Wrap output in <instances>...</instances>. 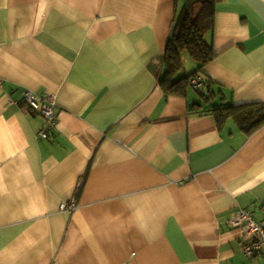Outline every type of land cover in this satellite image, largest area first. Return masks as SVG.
Masks as SVG:
<instances>
[{
	"label": "crops",
	"instance_id": "obj_1",
	"mask_svg": "<svg viewBox=\"0 0 264 264\" xmlns=\"http://www.w3.org/2000/svg\"><path fill=\"white\" fill-rule=\"evenodd\" d=\"M184 3L0 0V264H264L229 224L264 218V126L160 85ZM207 38L216 99L264 103V0H222ZM27 92L56 96L48 139Z\"/></svg>",
	"mask_w": 264,
	"mask_h": 264
},
{
	"label": "trees",
	"instance_id": "obj_2",
	"mask_svg": "<svg viewBox=\"0 0 264 264\" xmlns=\"http://www.w3.org/2000/svg\"><path fill=\"white\" fill-rule=\"evenodd\" d=\"M221 1L185 0L177 12L164 56V73L160 78V85L167 94L186 95L187 89L192 87L190 81L202 77L201 73L205 75L207 65L217 58L207 36L214 30L216 8ZM185 53L197 63V71L191 74L184 72ZM202 78L203 88L200 93L204 102L198 106L203 113L213 114L218 123L234 117L247 134L264 126V103L241 106L226 104L222 101L224 99L217 100L215 92L213 94L211 91L213 80L209 76ZM207 89L209 95L205 92Z\"/></svg>",
	"mask_w": 264,
	"mask_h": 264
},
{
	"label": "built area",
	"instance_id": "obj_3",
	"mask_svg": "<svg viewBox=\"0 0 264 264\" xmlns=\"http://www.w3.org/2000/svg\"><path fill=\"white\" fill-rule=\"evenodd\" d=\"M203 78L197 77L190 81V84L195 89L203 88ZM24 102L26 106L35 112H40L44 118L49 122V127L42 130L39 135L43 139H48L51 128L55 125V108H56V96H42L39 97L32 92H27L24 96ZM77 208L75 200L69 203H63L61 210L74 212ZM230 226L237 230L239 234L246 238L247 241L242 247L243 253L252 258L264 252V218L257 220L254 218L251 211L247 209H240L231 218L229 222Z\"/></svg>",
	"mask_w": 264,
	"mask_h": 264
},
{
	"label": "rangeland",
	"instance_id": "obj_4",
	"mask_svg": "<svg viewBox=\"0 0 264 264\" xmlns=\"http://www.w3.org/2000/svg\"><path fill=\"white\" fill-rule=\"evenodd\" d=\"M185 54H187V53H185ZM190 62V64L193 66V67H196L197 66V63H195V62H193V61H189ZM188 66V67H184V72L187 74H190L191 72V68L190 67H192V66Z\"/></svg>",
	"mask_w": 264,
	"mask_h": 264
}]
</instances>
